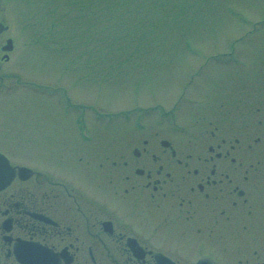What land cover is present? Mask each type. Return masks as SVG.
Segmentation results:
<instances>
[{
    "label": "rangeland",
    "instance_id": "1",
    "mask_svg": "<svg viewBox=\"0 0 264 264\" xmlns=\"http://www.w3.org/2000/svg\"><path fill=\"white\" fill-rule=\"evenodd\" d=\"M0 20V41H15L3 66L14 77L0 92V126L22 142L24 163L43 156L42 165L57 159L75 169L76 153L97 158L101 143L155 132L185 145L239 138L237 154L252 165L249 205L264 208V0H0ZM158 102L179 107V128L168 131L165 121L157 131L155 113L144 112L148 127L138 130L132 108ZM77 115L92 133L84 147ZM249 232L234 237L228 258L216 248L227 264L263 260V247L241 241Z\"/></svg>",
    "mask_w": 264,
    "mask_h": 264
},
{
    "label": "flooded vegetation",
    "instance_id": "2",
    "mask_svg": "<svg viewBox=\"0 0 264 264\" xmlns=\"http://www.w3.org/2000/svg\"><path fill=\"white\" fill-rule=\"evenodd\" d=\"M8 38L0 41V92L13 76L3 70ZM177 108L150 110L166 116ZM80 132L84 147L88 133ZM154 134L101 143L97 158L76 153L72 169L57 159L42 165L43 156L24 163L22 142L0 126V264H227L232 240L247 231L253 238L241 241L264 253V208L249 205L252 165L237 154L244 141L185 145ZM198 150L207 156L191 158Z\"/></svg>",
    "mask_w": 264,
    "mask_h": 264
},
{
    "label": "water",
    "instance_id": "3",
    "mask_svg": "<svg viewBox=\"0 0 264 264\" xmlns=\"http://www.w3.org/2000/svg\"><path fill=\"white\" fill-rule=\"evenodd\" d=\"M196 264H206V262L205 261H201V262H198V263H196ZM208 264H214V263H208Z\"/></svg>",
    "mask_w": 264,
    "mask_h": 264
}]
</instances>
